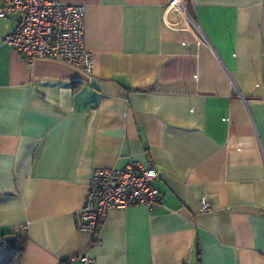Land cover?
Listing matches in <instances>:
<instances>
[{
    "label": "crops",
    "instance_id": "1",
    "mask_svg": "<svg viewBox=\"0 0 264 264\" xmlns=\"http://www.w3.org/2000/svg\"><path fill=\"white\" fill-rule=\"evenodd\" d=\"M63 1L89 73L29 61L0 19V242L25 224L20 264H264V0H187L199 32L168 0ZM148 157L160 202L109 209L92 242L94 170Z\"/></svg>",
    "mask_w": 264,
    "mask_h": 264
},
{
    "label": "built area",
    "instance_id": "2",
    "mask_svg": "<svg viewBox=\"0 0 264 264\" xmlns=\"http://www.w3.org/2000/svg\"><path fill=\"white\" fill-rule=\"evenodd\" d=\"M175 10L179 19L199 32V27L188 13L187 0H168L164 8ZM85 9L82 4L63 0H0V19L12 16L15 26L3 37V42L22 53L29 61L44 57L63 61L85 73L92 71L93 52L83 43ZM170 25H177L169 23ZM146 163L128 161L122 167H99L93 172L83 205L75 212L79 230L97 234L99 225L109 209H125L143 204L152 209L160 200L153 185L157 170L150 157ZM200 210H211L206 195L199 198ZM24 233L25 224L17 227ZM91 264L93 258L74 255L68 261Z\"/></svg>",
    "mask_w": 264,
    "mask_h": 264
},
{
    "label": "trees",
    "instance_id": "3",
    "mask_svg": "<svg viewBox=\"0 0 264 264\" xmlns=\"http://www.w3.org/2000/svg\"><path fill=\"white\" fill-rule=\"evenodd\" d=\"M187 9L188 13L192 16L191 10L188 6ZM95 241L96 235L93 234L92 242ZM26 242L27 236L24 233L19 232L17 229L3 233L0 248H4L5 251L0 257V264H20L23 258Z\"/></svg>",
    "mask_w": 264,
    "mask_h": 264
}]
</instances>
